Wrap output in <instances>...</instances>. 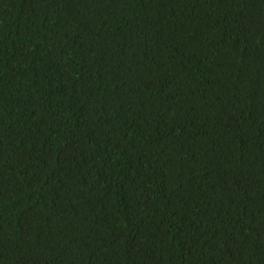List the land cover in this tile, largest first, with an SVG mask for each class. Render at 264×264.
<instances>
[{
	"label": "trees",
	"instance_id": "trees-1",
	"mask_svg": "<svg viewBox=\"0 0 264 264\" xmlns=\"http://www.w3.org/2000/svg\"><path fill=\"white\" fill-rule=\"evenodd\" d=\"M0 264H264V0H0Z\"/></svg>",
	"mask_w": 264,
	"mask_h": 264
}]
</instances>
